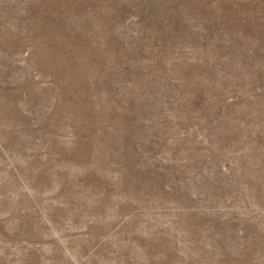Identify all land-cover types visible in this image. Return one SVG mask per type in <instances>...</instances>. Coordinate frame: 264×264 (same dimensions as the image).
<instances>
[{"label":"rangeland","instance_id":"1","mask_svg":"<svg viewBox=\"0 0 264 264\" xmlns=\"http://www.w3.org/2000/svg\"><path fill=\"white\" fill-rule=\"evenodd\" d=\"M0 264H264V0H0Z\"/></svg>","mask_w":264,"mask_h":264}]
</instances>
